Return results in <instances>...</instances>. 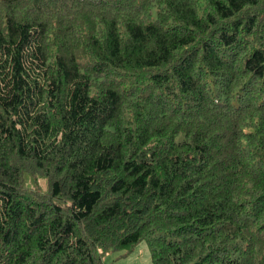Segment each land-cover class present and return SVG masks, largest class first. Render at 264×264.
Segmentation results:
<instances>
[{"label": "trees", "instance_id": "16d2710c", "mask_svg": "<svg viewBox=\"0 0 264 264\" xmlns=\"http://www.w3.org/2000/svg\"><path fill=\"white\" fill-rule=\"evenodd\" d=\"M143 240L264 264V0H0V264Z\"/></svg>", "mask_w": 264, "mask_h": 264}, {"label": "rangeland", "instance_id": "374dc122", "mask_svg": "<svg viewBox=\"0 0 264 264\" xmlns=\"http://www.w3.org/2000/svg\"><path fill=\"white\" fill-rule=\"evenodd\" d=\"M27 188L44 192L46 190L45 181L38 178L36 184L32 183L31 177L25 176ZM102 264H152L148 244L145 240L135 245L132 249L120 251H108L100 256Z\"/></svg>", "mask_w": 264, "mask_h": 264}]
</instances>
